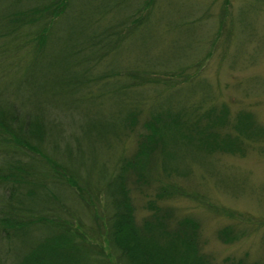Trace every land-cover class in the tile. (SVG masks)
Returning a JSON list of instances; mask_svg holds the SVG:
<instances>
[{
	"label": "trees",
	"instance_id": "16d2710c",
	"mask_svg": "<svg viewBox=\"0 0 264 264\" xmlns=\"http://www.w3.org/2000/svg\"><path fill=\"white\" fill-rule=\"evenodd\" d=\"M160 1L0 0V264H216L199 224L170 215L175 197L258 224L163 183L201 176L233 192L213 158L264 155V123L250 109L231 115L203 76L208 56L234 44L233 22L221 17L210 36L207 18L185 22L196 7L163 22ZM152 170L159 187L139 221L131 194ZM217 234L224 245L244 235Z\"/></svg>",
	"mask_w": 264,
	"mask_h": 264
},
{
	"label": "rangeland",
	"instance_id": "374dc122",
	"mask_svg": "<svg viewBox=\"0 0 264 264\" xmlns=\"http://www.w3.org/2000/svg\"><path fill=\"white\" fill-rule=\"evenodd\" d=\"M239 5V9L236 10ZM159 6L162 15L165 14L163 22L167 17H173L172 12L174 11L183 14L185 10L190 12L194 10L193 7H196V10L191 12V16L188 14L185 22H192L196 19L201 20L203 17L204 20L207 18L204 21L206 25L204 32H207L210 36L221 17L225 18L226 25L233 22L236 39L232 47L229 45L224 50L227 57L224 56V52L223 59L216 58L217 54L208 56L203 76L205 79H210L209 83L213 89L219 90L217 91L221 95L219 99L228 104L231 115L250 109V113L258 119L260 124H263L264 0H162L159 2ZM195 32L193 31V33ZM155 36L154 38L148 35L146 37L154 42L157 40ZM159 36H162L161 32ZM170 39L171 36L166 35L163 44L160 43V57L166 55L168 51L166 46L171 41ZM192 41V39H186L183 43L187 45L191 44ZM132 43L130 48L127 46L128 53L126 54L127 57L124 58L128 62L135 59L136 53H140L141 40ZM150 43L146 41L145 46L141 47L146 50V45ZM231 58L233 66L229 60ZM238 83H240L239 86H237ZM242 92L249 94L248 97L243 94L240 95ZM5 96L11 97L9 94ZM75 115L73 116L74 124L80 123L83 125L84 120L81 114L75 113ZM69 119L66 116L62 119L63 123L67 124ZM213 159L217 162V167L227 172L228 180L226 176L225 180L229 182L233 178L234 181H238L231 185L233 192L229 191L228 188L214 187L215 182H213V179L207 180V178H204L202 180L200 179L201 176L198 175V177L195 176L188 182L186 180L164 178L163 183L174 182L182 189H186L188 193H195L198 198H200V195L206 194L211 203L218 204L219 208L227 209L234 214L239 213L248 216L258 224L229 220L219 214L208 213V211L198 207L197 204L188 203L177 197L167 202L170 209L169 213L173 218H175V215L178 218L188 216L190 220L199 224L197 232L200 234L199 239L203 245L202 252L209 256L213 263H222L225 258H231V260L241 258L246 259L248 262H261L264 264V242L262 241L264 239V155H258L248 150V152H244L242 158L223 156L220 158L214 157ZM150 175L153 176L151 182L147 181L148 188H143L142 192L138 194L135 191L131 194L133 196L132 204L135 207L134 213L139 221L147 215L144 209L145 202L153 200L155 197L154 192L156 193L159 187L157 183L152 181L153 178L157 180L159 176L156 175L154 170ZM236 192L238 193L236 194ZM172 222L170 220V223ZM227 227L232 228L235 232H243V238L239 239L238 242H234V244H221L217 239V232Z\"/></svg>",
	"mask_w": 264,
	"mask_h": 264
}]
</instances>
